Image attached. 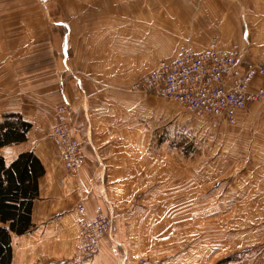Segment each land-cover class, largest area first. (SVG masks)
I'll list each match as a JSON object with an SVG mask.
<instances>
[{"label": "rangeland", "instance_id": "1", "mask_svg": "<svg viewBox=\"0 0 264 264\" xmlns=\"http://www.w3.org/2000/svg\"><path fill=\"white\" fill-rule=\"evenodd\" d=\"M112 1L116 2L119 9L118 27L117 21H109L114 15L108 10ZM219 5L233 12L232 21L236 22L237 30L240 26L246 42L243 47L224 48L214 36L207 48L216 45L235 52L242 61L262 66L263 73L256 75L249 90L254 93L262 90L264 93V85L252 86L255 80L264 78V62L251 59L249 52L252 43L259 55L264 54V0H240V4L238 0H220ZM124 9L122 0H0V32H4L8 43L22 41L23 47L33 43L32 50L22 52V65L7 68V80L17 74L19 82L13 80L10 84L7 83L8 96L5 100L6 104L11 102L12 106L2 113L0 122L5 118L16 120L10 115L19 116L25 121L22 118L24 115L26 120H30L25 122L31 126L38 123L45 127L48 130L45 135L49 141L47 145L57 152L60 166L66 172H76L84 164L78 137L79 118L74 115L70 106L55 95L58 89L60 94L61 83L69 82L72 76H79L82 80V53L101 54L104 68H107L109 54H115L110 59L109 72L119 78V90L114 91V95L118 94L121 98L117 102H133L131 106L138 110L142 109L146 99L155 98L132 88L134 79L138 81L149 65H131V62L122 65V59L117 58L120 57L117 53L121 51H118L120 48L116 37H122L127 31L126 25H129L124 23L127 21L124 20ZM248 12L256 17L252 26ZM106 23L108 24L105 25ZM91 24L96 27L95 34L85 35L84 31L92 30ZM112 29L116 30L115 35H112ZM253 31L260 32L262 38L256 35L257 39L252 40L250 35ZM30 39L32 40L28 42ZM100 39V44H97ZM94 44L98 46V51H94ZM87 46L90 51L82 52V48L86 49ZM63 47H67L66 52ZM182 49L199 52L185 47L179 49V52ZM161 60L169 59H160L157 63ZM7 62L8 65L11 64L9 59ZM63 62L68 65L66 69L62 67ZM122 69L124 72L118 74ZM37 80L40 81L36 82ZM20 81L22 93L18 95L13 86L18 89ZM38 92L41 95L38 96ZM106 93L112 96L110 90ZM75 94L81 95L82 90H75ZM124 96L125 99L122 100ZM111 99H104V105H115ZM263 100L264 96L240 112L248 115L250 107ZM15 106L19 111L15 110ZM174 106L179 115L176 118L168 115L165 127L155 130L151 128L149 131L142 127V134L136 131L135 161L130 162L122 157L124 161L120 160L118 163L122 166L121 170H117L118 174L125 177L129 174L128 179L122 180L123 191H116L118 201L122 203L118 210L131 216L135 225H140L141 228L140 231L135 227L134 231L125 229L124 232L127 244L136 247L131 254V259H134L132 262L264 264V178L260 175L258 189L255 184H248V188L238 192V136L232 135L237 115L235 123L230 125L217 118H199L178 104ZM150 108L155 110L158 105H151ZM66 109L71 111L68 112L69 121L65 120ZM167 109L168 114L170 111L174 112L170 104ZM61 122L67 124L77 139L80 161L74 168L66 167L61 148L53 135L54 126ZM110 129L111 124H107L104 130L109 132ZM138 135L146 140L142 147L136 144L139 141ZM62 137L64 136L61 135ZM147 140L150 141L147 143ZM111 144L114 145V142ZM115 149L116 147L113 148ZM118 184H121V180ZM130 187L136 191L134 199L128 196ZM245 202L258 205L257 210L245 209V205L238 210V203ZM80 207L84 209L83 204L76 208L77 221L96 218L94 210L90 218L86 217L85 209L80 214ZM96 209H99L110 225L99 237L102 239L112 230V220L102 209ZM134 232L140 238H135Z\"/></svg>", "mask_w": 264, "mask_h": 264}, {"label": "crops", "instance_id": "2", "mask_svg": "<svg viewBox=\"0 0 264 264\" xmlns=\"http://www.w3.org/2000/svg\"><path fill=\"white\" fill-rule=\"evenodd\" d=\"M219 1L122 0L125 5L124 20L127 19L124 23L129 25H126L127 31L122 37H116L120 48L118 51H121L117 53L120 56L117 58L123 61L120 64L125 65V62L139 66L148 64L151 65L147 68L150 70L160 59H175L179 49L183 47L194 51L206 49L214 36L224 48L243 47L246 41L244 42L240 26L237 30L236 22L232 21L233 12L229 8L221 7ZM234 1L236 0H232ZM108 10L112 15L114 14L109 19L110 23L117 21L118 27L119 9L115 1H112ZM247 14L252 26L256 17L249 12ZM239 21L240 17L238 24ZM91 28L92 30L84 31V34H95V25L91 24ZM104 31L105 29L102 30ZM111 33L115 35L116 30L112 29ZM256 35L262 38L260 32L253 31L250 35L252 40L257 39ZM8 42L4 32H0V119L2 113L12 106L11 102L6 104L5 100L8 96L7 83L18 81L17 74L11 80H7V68L12 65L14 67L22 65V52L32 50L33 47V43L23 47L22 41L10 44ZM100 42L101 39L96 43L100 44ZM97 47L94 44V51H98ZM66 48L63 47L65 52ZM85 51H90L88 46L86 49L82 48V52ZM249 52L251 59L264 62V54L259 55L252 43ZM85 54L86 52L82 53V80L79 76H72L69 82L61 83L60 94L58 89L55 95L61 102L70 106L74 115L79 118L78 137L84 158L83 166L76 172L64 171L60 166L57 152L55 153L52 148L49 149L47 145L49 141L45 135L48 130L46 131V128L38 123L32 124L24 142L0 148V156L7 164L18 154L31 151L44 168V174L38 180V196L34 199L31 208L30 217L34 228L23 235L11 236L12 264H134L131 254L136 247L127 244L125 240L127 235L124 232L125 229L134 231L136 227V230L140 231L141 228L140 225H135L131 216L128 217L118 210L122 203H119L116 191L117 189L123 191L122 180L129 177V174L126 177L118 174L117 170H121L122 167L118 163L120 160L124 161L122 157L130 162L135 161L136 131L142 134V127L148 131L151 128L155 130L165 127L168 115L176 118L179 112L176 111L175 102L153 93L149 95L155 98L146 99L142 109L137 110L135 106H131L133 102L130 104L117 102L121 98L118 94L114 95V91L119 90L117 85L119 78L109 72L110 59L115 54L112 52L109 54V59L106 61L107 68L102 64L101 54ZM7 59L11 64L8 65ZM62 67L66 69L68 65L63 62ZM122 72L123 69L118 74ZM38 84L41 88L40 83ZM261 85H264V78L255 80L252 86ZM13 87L16 92L18 91V95H21L22 81L18 89L16 86ZM78 89L82 90L79 96L75 94V90ZM109 90L112 96L106 93ZM39 95L41 93L38 92ZM106 98H112L111 102L115 105H104ZM132 99L134 100V97ZM168 104L174 109V112L170 111L169 114ZM151 105H158V108L153 110L150 108ZM15 110L19 111L16 106ZM247 113L248 115L238 111L237 124L232 130V135L238 136V192L240 189L248 188V184H255L258 189L257 181L260 175L264 178L262 171L264 100L260 104L252 105ZM23 116L25 121H30ZM107 124H111L109 132L104 130ZM138 139L136 144L144 146L145 138L138 135ZM149 141L147 140V143ZM111 142H114V145ZM126 167L128 169V166ZM120 180L121 184H118ZM128 192V196L134 199L136 191L130 187ZM80 204H83L87 218L93 215L96 207L106 212L112 220V230L100 240L96 254L76 262L74 257L79 243L76 208ZM244 205L245 209L250 210H257L258 207L252 202L238 203V210ZM133 235L135 238H140L135 232Z\"/></svg>", "mask_w": 264, "mask_h": 264}, {"label": "built area", "instance_id": "3", "mask_svg": "<svg viewBox=\"0 0 264 264\" xmlns=\"http://www.w3.org/2000/svg\"><path fill=\"white\" fill-rule=\"evenodd\" d=\"M261 69L262 66L242 61L235 52L216 45L199 52L182 49L175 59L159 61L135 81L132 88L171 100L199 118H217L232 125L238 111L246 110L250 104L263 98L262 90L255 93L249 90L256 75L263 73ZM53 135L66 167H77L80 161L77 139L67 124L61 122L54 126ZM83 210L80 207L78 212L82 214ZM94 214L96 218L93 220L77 221L79 245L74 257L76 262L97 251L99 237L110 226L99 209L94 210Z\"/></svg>", "mask_w": 264, "mask_h": 264}, {"label": "trees", "instance_id": "4", "mask_svg": "<svg viewBox=\"0 0 264 264\" xmlns=\"http://www.w3.org/2000/svg\"><path fill=\"white\" fill-rule=\"evenodd\" d=\"M0 122V148L26 140L31 125L19 116ZM44 174L40 160L31 152L17 155L10 163L0 156V264H12V235H23L34 226L31 208L38 196V180Z\"/></svg>", "mask_w": 264, "mask_h": 264}, {"label": "bare ground", "instance_id": "5", "mask_svg": "<svg viewBox=\"0 0 264 264\" xmlns=\"http://www.w3.org/2000/svg\"><path fill=\"white\" fill-rule=\"evenodd\" d=\"M66 111H67V109H66L65 112H64V113H65L64 116H66V117H65V120L67 121V119H68V121H69V118H68V112H69V110L67 111V113H66ZM95 209H96V208H95ZM95 209H94V210H95ZM85 215H86V213H85ZM100 240H101V239H100ZM100 240L98 241V244H97V248H98V249H99ZM78 245H79V243L77 244V247H78ZM77 247H76V250H77ZM98 249H97V251H96L94 254H96V253L98 252ZM92 256H93V255H92ZM89 257H90V256H89ZM89 257H88V258H89ZM78 261H80V260H78ZM78 261H77V262H78Z\"/></svg>", "mask_w": 264, "mask_h": 264}]
</instances>
